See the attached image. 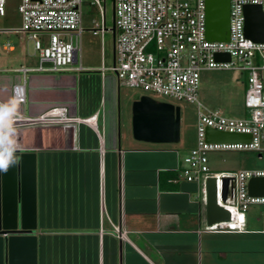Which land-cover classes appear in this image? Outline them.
I'll use <instances>...</instances> for the list:
<instances>
[{
    "label": "crops",
    "instance_id": "obj_1",
    "mask_svg": "<svg viewBox=\"0 0 264 264\" xmlns=\"http://www.w3.org/2000/svg\"><path fill=\"white\" fill-rule=\"evenodd\" d=\"M93 22L82 19L81 35ZM103 63L79 55L73 70L25 75L19 108L35 117L65 106L70 117L94 116V125L20 128L0 142L34 157L36 264H264V206L248 208L242 232L206 231L201 189L178 175L193 147L179 152L121 134L120 86ZM36 66L26 59L18 73H0V100L7 103L11 86L23 81L21 68ZM256 159L252 168L219 173L264 170V147ZM208 167L217 174L209 158Z\"/></svg>",
    "mask_w": 264,
    "mask_h": 264
},
{
    "label": "built area",
    "instance_id": "obj_2",
    "mask_svg": "<svg viewBox=\"0 0 264 264\" xmlns=\"http://www.w3.org/2000/svg\"><path fill=\"white\" fill-rule=\"evenodd\" d=\"M100 9V22H93V36L110 32L106 28L104 0H88ZM6 0H0V17ZM83 0H19L18 30H0L1 34L23 33L32 42L37 57L35 68H21L23 81L10 88L9 101L0 100V142L20 128L78 124L94 125L95 117H70L65 106L52 107L38 116H25L19 108L25 104V75L61 73L73 70L79 59ZM257 5L264 13V0H229V39L227 42L206 40L205 0H113L115 36L114 60L110 72L118 86L138 89L153 99L165 97L196 104V145L182 158L179 178L196 183L206 202V182L215 181L216 203L226 210L228 221L206 228L216 233L242 232L245 212L250 206H264V197L249 196L250 179L264 178V170H240L212 174L208 153L261 152L264 142V44L247 39L244 34L243 9ZM12 51L6 43L3 47ZM216 54H227L229 62H218ZM77 70H81L79 67ZM236 70L247 74L244 96L245 118L236 119L218 111L206 110L198 100L200 73ZM13 72L18 73V69ZM250 135L249 143L211 144L205 142V129ZM13 151L1 145L0 153ZM226 180L222 199V181ZM120 238L123 233L114 229Z\"/></svg>",
    "mask_w": 264,
    "mask_h": 264
},
{
    "label": "water",
    "instance_id": "obj_3",
    "mask_svg": "<svg viewBox=\"0 0 264 264\" xmlns=\"http://www.w3.org/2000/svg\"><path fill=\"white\" fill-rule=\"evenodd\" d=\"M245 37L264 44V13L257 5L243 9ZM206 40L227 42L229 39V0H205ZM112 39L115 36L112 2ZM218 62H229L227 54H216ZM132 138L141 143L163 145L180 141V109L170 103L156 101L141 95L132 103ZM205 142L211 144L249 143L250 135L205 129ZM11 162L6 171H0V264H36L35 164L32 154L19 151L0 153ZM226 180L222 181V199ZM249 196L264 197V178L248 181ZM207 225L228 221L229 213L216 203L215 181L206 182ZM24 255L15 256V252Z\"/></svg>",
    "mask_w": 264,
    "mask_h": 264
},
{
    "label": "rangeland",
    "instance_id": "obj_4",
    "mask_svg": "<svg viewBox=\"0 0 264 264\" xmlns=\"http://www.w3.org/2000/svg\"><path fill=\"white\" fill-rule=\"evenodd\" d=\"M83 0L82 19L85 23L94 20L100 22L101 14L97 6L86 4ZM112 2L113 0H104L101 7L105 10L106 28L112 27ZM19 0H6L4 15L0 17V30H18L21 27V18L18 13ZM8 43L12 51L3 49ZM80 57L82 62L85 60L95 62L103 57V65L106 68L112 65V36L107 32L103 38L93 36L89 32H84L80 39ZM31 63H37V57H34L33 44L27 40L23 33L1 34L0 35V73L5 76H12L14 70L21 65H25V60ZM111 74V73H107ZM247 89V74L236 70L205 71L200 73L198 100L202 107L210 111H218L222 115L233 118H242L246 114L244 108V96ZM143 95L138 89L128 87L119 88L117 112L121 120L125 121V126L121 124V134H130L132 137V101L131 99ZM153 99L159 102L170 103L180 109V142L178 144H163L168 148L190 149L195 147L197 139V113L196 104L175 101L165 97L153 96ZM127 118L124 120V115ZM127 125V126H126ZM264 147V142L262 143ZM209 165L222 172L228 169H238L243 166L252 168L258 162L257 153L243 152H212L208 153Z\"/></svg>",
    "mask_w": 264,
    "mask_h": 264
},
{
    "label": "clouds",
    "instance_id": "obj_5",
    "mask_svg": "<svg viewBox=\"0 0 264 264\" xmlns=\"http://www.w3.org/2000/svg\"><path fill=\"white\" fill-rule=\"evenodd\" d=\"M10 162H11L10 154L6 158L0 157V171H6Z\"/></svg>",
    "mask_w": 264,
    "mask_h": 264
}]
</instances>
